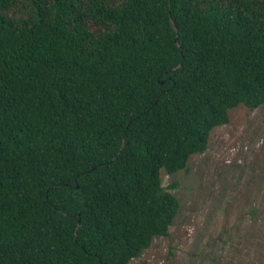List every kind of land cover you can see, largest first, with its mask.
I'll list each match as a JSON object with an SVG mask.
<instances>
[{
    "label": "trees",
    "instance_id": "obj_1",
    "mask_svg": "<svg viewBox=\"0 0 264 264\" xmlns=\"http://www.w3.org/2000/svg\"><path fill=\"white\" fill-rule=\"evenodd\" d=\"M240 104L264 0H0V264H130Z\"/></svg>",
    "mask_w": 264,
    "mask_h": 264
},
{
    "label": "rangeland",
    "instance_id": "obj_2",
    "mask_svg": "<svg viewBox=\"0 0 264 264\" xmlns=\"http://www.w3.org/2000/svg\"><path fill=\"white\" fill-rule=\"evenodd\" d=\"M161 180L178 213L130 264H264V104L232 108L208 148Z\"/></svg>",
    "mask_w": 264,
    "mask_h": 264
}]
</instances>
